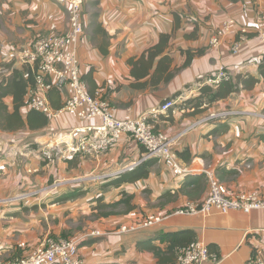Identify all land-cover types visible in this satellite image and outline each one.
Wrapping results in <instances>:
<instances>
[{"label": "crops", "instance_id": "obj_1", "mask_svg": "<svg viewBox=\"0 0 264 264\" xmlns=\"http://www.w3.org/2000/svg\"><path fill=\"white\" fill-rule=\"evenodd\" d=\"M263 8L264 0H100L99 19L112 35L109 53L104 55L85 29L86 34L79 46L82 71L87 73L93 70L90 77L91 86L96 88L94 93L101 91L104 98L124 117H139L157 107L164 99L172 97L175 108L171 112L161 113L151 122L156 129L163 128L172 137L176 151L190 149L187 154L189 159L184 164L191 169L190 175L201 174L205 168L213 166L218 178L232 191H259L264 195V80L259 71L264 46L253 29ZM63 14H68L66 26ZM45 15H53V18L47 20ZM89 15L87 11L86 22ZM229 18L235 19L236 24L232 25L220 44L212 45L211 37ZM243 27L248 28L246 37L241 30ZM68 28V0H0V67L7 62L12 63L7 64L6 71L0 70V79L11 68L23 69L25 64L20 59L21 48L36 31L62 33ZM161 32L172 34L165 53L172 57L171 69H175L176 74L173 79L162 81L157 87L148 85L137 88L139 82L132 77V66L128 60L141 56L154 46ZM240 39V52L234 53V44ZM187 50L201 52L189 56ZM221 65L235 76L250 74L259 78L260 82L251 89L232 93L205 111L228 106L235 110L230 114L232 119H216L214 123L190 128L203 113L193 115L194 110L181 104L187 98L195 97L202 85L216 75ZM66 94H55V104H63ZM11 100V97L6 99L10 105ZM22 110L26 112L29 109L25 106ZM81 123L77 117L61 113L57 119L36 130L24 128L7 131L0 127V264L29 255L49 235L60 237L65 234L63 224L52 228L47 213L42 210L40 201L43 200L46 210L50 212L60 215L66 210L54 209L58 204L53 199L56 196L51 193H41L21 205L16 203V199L3 202L2 199L16 198L25 185V190L31 189L35 183V187L40 188L47 182L49 174L76 179L80 181L77 185L68 183L62 187L64 189L60 194L75 196L66 201L73 199L88 214L99 195L103 194L107 200H115L119 198L121 189L128 192L133 190L134 184L129 183L104 189V185L114 178L110 175L143 154L142 147L132 136L125 137L102 158L76 156L77 160L71 164L57 160L58 171L46 169L40 164V148L52 136L63 137L69 129ZM157 160L150 176L135 184V187L139 186L135 202L140 204L135 211L129 216L88 219L90 225L82 224L70 234V238L79 241L84 264H159L152 251L138 250L137 243L164 232L183 229L196 232V239L204 241L211 253L218 255L217 264L248 263L254 247L264 243V209L250 212L231 210L228 213L214 211L207 215L171 212L163 215L165 217L161 223L140 228L136 232H126L122 226L119 227L141 215L157 213L160 209L157 206L156 210L141 208L138 195L142 191H155L156 194L152 192L150 195L152 201L157 202L165 191L175 190L183 183L186 175L178 177L170 170L168 162L160 158ZM80 191L82 193L78 194ZM206 192L207 189L200 198ZM188 200L187 196H182L163 209H177ZM97 231L102 234H97ZM157 243L164 249L168 247L167 242L158 240ZM173 260L172 264H176L175 257ZM164 264H171V261Z\"/></svg>", "mask_w": 264, "mask_h": 264}, {"label": "built area", "instance_id": "obj_2", "mask_svg": "<svg viewBox=\"0 0 264 264\" xmlns=\"http://www.w3.org/2000/svg\"><path fill=\"white\" fill-rule=\"evenodd\" d=\"M68 1V30L40 37L33 43L27 44L20 52L22 63L32 65L36 71L37 87L29 89L26 106L50 116L52 120L57 119L61 113H67L83 122L68 130L65 133L68 136L60 138H56L57 135L52 136L40 148L39 158L55 161L59 158L67 159L78 153L100 158L121 143L125 137L132 136L137 143L145 148L141 161L150 157H159L170 163V167L177 175L187 174L186 168L189 167L181 164L180 157L174 149L172 137L164 131L156 130L151 122V119L157 118L161 113H167L176 104L174 99L160 103L139 117L119 118L116 117L117 108L104 98L101 91L98 90L94 94L89 92V86L82 76L79 56V46L85 35L84 0ZM234 24H236L235 19H226L211 37L210 43L212 45L220 44ZM253 29L264 43V8L259 13ZM241 30L243 34L248 32L246 27ZM241 41L242 39L235 42L234 53L240 52ZM231 77L232 72L226 66L221 65L216 75L208 79L207 82L218 85L222 80H230ZM55 86L61 92L67 93L64 106L61 109H53L48 98L47 92ZM226 112L233 114L235 110L231 109ZM221 115L220 113L206 115L199 120V123L210 119H219ZM193 126L191 125L190 128ZM204 172L209 183L206 197L202 202H186L175 211L176 214L207 215L214 211L228 213L231 210L250 212L253 209H264V195L259 191H232L219 180L215 170L206 168ZM63 184V181L56 180L48 185H42L38 190H34L36 194L25 195L23 199L41 194L43 191H53ZM21 193L23 192L19 194ZM2 200L8 203L12 198ZM0 202L2 201L0 200ZM162 219L161 216H156L138 225L130 227L123 225L121 228L126 232H136L140 228L160 223ZM97 234L102 233L97 231ZM78 244V240L48 236L29 255L7 264H84ZM210 262L217 264L219 262L218 255L211 253L204 241L196 239L179 250L176 264H206ZM246 264H264V243L254 247Z\"/></svg>", "mask_w": 264, "mask_h": 264}, {"label": "trees", "instance_id": "obj_3", "mask_svg": "<svg viewBox=\"0 0 264 264\" xmlns=\"http://www.w3.org/2000/svg\"><path fill=\"white\" fill-rule=\"evenodd\" d=\"M99 4H100V0L90 1V5L97 9L90 12L89 21L86 22V20H84L83 24L92 42L96 44V46L101 50V52L104 55H107L109 53L108 47L111 43L112 35L107 31V29H105V27L102 25L103 23L99 19L100 17V13L98 10ZM83 9H84V4H83ZM50 34L44 33L42 30H39L38 32H35V34L28 40L29 42L27 44L33 43L38 38L43 36H48ZM171 39H172L171 33L161 32L159 34V39L154 46L144 51L141 56L132 57L128 60V63L132 66L131 75L137 82H139V84H137V88H145L148 85L157 87L160 82L162 81L168 82L174 78L176 71L175 69H171L173 59L168 53H165L169 47ZM24 47H22L21 50ZM200 52H201L200 50L198 51L187 50V54L189 56L198 54ZM92 71L93 70L91 69L87 73L84 72L82 73L84 80L87 82L89 86V92L91 94H93L96 89V88L94 89L91 86V84H93L90 77ZM259 71L261 78L264 80V57L262 62L260 63ZM8 72L9 73L2 76V78L0 79V127L7 131H18L24 128L25 129L29 128L30 130H36L48 125L50 121H52L50 116L30 108H28L29 110H27L26 112H23L22 110V108H24L27 105L26 97H27V93L29 92V89L30 88L35 89L37 87L35 67H33L30 64H25L23 65V69L11 68L9 69ZM259 82L260 79L253 75L238 74L235 76L232 73V77L230 80H222L218 85L206 81V83L203 84L202 87L200 88V92H198V94L195 95V97L187 98L182 104L183 106L191 105L189 107H194L193 115H198L201 113L204 114L205 111H207L209 107L213 105L215 102L219 100L227 99L232 93L238 92L241 89H251ZM47 93L53 109H61L64 106L65 100L63 104L60 105L55 104V100L53 97L55 96V94L59 95L61 93V90L57 86L53 87ZM9 97L12 98L11 105L6 101V99ZM171 99L172 97L170 98L168 97L164 99L163 102H167ZM175 106L176 104L169 109V112H171L172 109L175 108ZM219 110L220 109L213 110L210 111V113L217 112ZM206 115H209V113ZM215 120L216 119H210L204 123L199 124L198 126L206 123L207 124L214 123ZM140 146L143 149L142 150L143 154L130 165L122 167V169H120L116 173V177L110 179L104 185L105 186L104 189L108 187H119L126 183L135 185L137 181L142 179H147L150 176L152 167L156 164V162L158 161L157 159H159V157H150L146 160L141 161L145 152V148L142 145ZM189 152L190 149L185 148L182 151H177V154L182 158V160L187 161L189 159V156H187ZM82 155L84 154L78 153L77 155H74L67 159L59 158L57 160L71 164L73 161L77 160L76 156H82ZM57 160L52 161L48 158L41 159L40 164L42 166H45L46 169L52 168L53 170L58 171ZM132 166L133 168H131ZM209 168L215 170L213 166ZM177 176L178 177L185 176L183 183L180 185L179 188L175 190L168 189L159 196L157 201L158 204H156V206L159 207L160 209L165 208L167 205L173 202H177L182 196H187L189 199L188 201H196V202H202V200L206 197L209 188V183L205 172L198 175L184 174ZM56 178H59L58 174H52V177L49 176L47 182L44 185L46 184L48 185L52 183ZM35 185L36 183L32 186L35 187ZM26 187L27 186L25 185L24 188ZM24 188L22 189V191L23 190L26 191ZM206 189H207L206 195L200 198V196L204 191H206ZM47 192L48 191H43L42 194ZM81 193L82 191L78 192V194ZM134 197H135L134 193H129L125 189H121V191L119 192V198L115 200H113L112 198L111 200L110 199L107 200L105 196L101 194L94 199V204L92 206V210L90 214L95 215L96 219H100V218L103 219L117 215L129 216L133 211H135L138 208V205H136L133 201ZM71 198H75V196L69 194L65 197L66 200H69ZM184 204L178 207L180 208ZM164 210H166L165 211L166 213H164L163 215L165 214L167 215L169 209H164ZM174 210H176V208L170 209L169 213L174 212ZM150 218L152 217L148 215H141L140 217L133 219V221L124 223L119 227L123 225H127L129 227L136 224L138 225L140 223L149 220ZM61 236L62 237L66 236L65 238H69V235L63 234ZM158 240H160L161 242H167L168 247L164 249L161 245L157 243ZM194 240H196V232L192 229H183L174 232H164L157 237L149 238L147 240H141L137 243V248L138 250L141 251L143 250L152 251L155 254V256L158 258L159 264L168 263V261H171L172 264L174 263L173 260L174 257L175 260L178 259L179 250L187 246L189 243L193 242Z\"/></svg>", "mask_w": 264, "mask_h": 264}, {"label": "rangeland", "instance_id": "obj_4", "mask_svg": "<svg viewBox=\"0 0 264 264\" xmlns=\"http://www.w3.org/2000/svg\"><path fill=\"white\" fill-rule=\"evenodd\" d=\"M90 1L91 0H86V1H84L85 3H84V13L85 14H87V11H89V12H92V11H94V10H96L97 8H95V7H92L91 5H90ZM57 16V15H56ZM55 15H54V17H56ZM53 18V15H45V17L44 18H47V20L49 19V18ZM58 18H59V16H58ZM58 18H56V23L58 22ZM63 20H64V22L66 23L65 24V26L68 24V14L66 15V14H63V18H62ZM53 19H51V21H52ZM36 32H38V31H36ZM50 33H52V32H49L48 34H50ZM86 34V33H85ZM257 39L259 40V42L261 43V45H263L264 46V43L261 41V39L259 38V37H257ZM20 56H21V54H20ZM7 64H11L12 65V63H6V65H1V67H0V70L2 71H6L7 69H8V66H7ZM160 103H158V105H159ZM181 106H183V104H181ZM189 106H191V105H188V107ZM192 110H194V107H190ZM151 110V109H150ZM149 110V111H150ZM184 110V109H183ZM231 109H230V107H223L222 109H220L219 111H217V112H207V113H204V114H202V115H200L199 117H197L196 119H202V117H204L206 114H210V116L212 115V114H222L221 115V117L219 118V119H221V120H230V119H232V116L230 115V113H227L226 111H230ZM168 113V112H167ZM116 117H119V118H124V116L123 115H120V113L117 111V114H116ZM126 117V116H125ZM200 123H199V121H196V123H192L191 125L193 126H198ZM193 126V127H194ZM156 129V128H155ZM160 130H163L164 132H165V129H160ZM159 131V130H158ZM166 133V132H165ZM167 134V133H166ZM169 136V135H168ZM167 140V138L165 137V141ZM139 144V143H138ZM110 151H108L107 153H105L104 155H102V157H105L106 155H108V153H109ZM86 156H89L88 154H85ZM159 156V155H158ZM102 157H100V158H102ZM105 161V160H104ZM180 162H181V164H185L186 162L184 161V160H182V158L180 157ZM186 168V167H185ZM206 169V168H205ZM204 169V170H205ZM170 170L175 174V172H174V169L171 167L170 168ZM190 171H191V169H189V168H186V172L187 173H189L190 174ZM49 176L50 177H52V174H49ZM111 177H116V174H112V175H110ZM56 180H59V181H63L64 182V184L60 187V188H58V189H55V190H53V191H50L49 193H51L52 195H54V196H56V197H54L53 199L55 200L54 202L56 203V204H58L57 205V207H55L54 209H56V210H63L64 208L66 209L62 214H57V213H55V212H50V211H48V210H46V208H47V206L45 205L44 206V204H43V202H44V200L43 201H40V203L42 204V210L44 211V213H47V215H48V217H49V221L51 222V227L52 228H54L56 225H59V227H60V224H63V230L62 231H64L65 232V235H69V238H70V234H73L72 232H74L75 231V229L78 227V226H80V225H82V224H85V223H87V224H89L90 225V222H89V220L88 219H91V220H95L96 219V216L95 215H92V214H88V212H84L82 209H81V205H78L75 201H73V199H72V201H69V202H67L66 201V199H65V197L67 196V194H60L61 193V191H62V189H64V188H62V187H64L65 185H67L68 183H70V184H75V185H77L78 183L77 182H80V181H74L73 179H67V178H56V179H54V181H56ZM72 181H74V182H72ZM69 187H71V186H68V188ZM39 189V187L37 186V187H32L31 189H27L26 191H22V190H20L18 193H20V192H23V193H21V194H16V198H14V199H12V201L13 200H17V204L18 205H21V203H23V202H25V201H27L28 199H31V198H35V197H38V196H40V194H37V195H34L33 197H28V198H25V199H23V197H25V195H27V196H31V195H33V194H36V190H38ZM132 189L134 190H132V191H129V193H134V192H136V193H134L135 194V197H134V199H133V201H134V203L136 204V202H135V198H136V195H137V191H138V189H139V186H136L135 187V185H134V187H132ZM35 190V191H34ZM93 192V191H92ZM139 192V191H138ZM154 193V194H156V192L155 191H152V190H148L147 192H145V191H142L139 195H138V201L139 202H141V204H142V206H141V208H145V209H147V210H156L157 208L155 207L156 206V204H158V202H155V201H152V198H151V193ZM51 194H49V196L51 195ZM21 198V199H20ZM157 198V197H156ZM7 199V198H6ZM53 203V202H52ZM65 203H68V204H65ZM137 205V204H136ZM139 206H140V204H138ZM179 208V207H178ZM177 208V209H178ZM176 209V210H177ZM175 210V211H176ZM166 210H164V209H158V211H157V213H150V214H148V216H150V217H152V218H150V219H153V218H155L156 216H160V215H163L164 213H166L165 212ZM174 211V212H175ZM169 210H168V214H169ZM80 214H82V215H80ZM86 214H88V215H86ZM195 215H197V214H195ZM154 216V217H153ZM163 219H162V221L164 220V217L165 216H161ZM161 221V222H162ZM160 222V223H161ZM139 230V229H138ZM137 230V231H138ZM90 231H92V230H90ZM49 236H51V237H54V238H60L59 236H55V235H49ZM64 237H66V236H64ZM75 240L76 238H70V240Z\"/></svg>", "mask_w": 264, "mask_h": 264}, {"label": "clouds", "instance_id": "obj_5", "mask_svg": "<svg viewBox=\"0 0 264 264\" xmlns=\"http://www.w3.org/2000/svg\"><path fill=\"white\" fill-rule=\"evenodd\" d=\"M188 174V173H187Z\"/></svg>", "mask_w": 264, "mask_h": 264}]
</instances>
